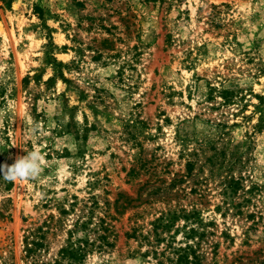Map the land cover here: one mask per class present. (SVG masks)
<instances>
[{
  "label": "rangeland",
  "instance_id": "1",
  "mask_svg": "<svg viewBox=\"0 0 264 264\" xmlns=\"http://www.w3.org/2000/svg\"><path fill=\"white\" fill-rule=\"evenodd\" d=\"M260 114L264 0H0V264H264Z\"/></svg>",
  "mask_w": 264,
  "mask_h": 264
},
{
  "label": "trees",
  "instance_id": "2",
  "mask_svg": "<svg viewBox=\"0 0 264 264\" xmlns=\"http://www.w3.org/2000/svg\"><path fill=\"white\" fill-rule=\"evenodd\" d=\"M54 67L56 68V71L60 78L64 82H67L66 78L62 74V63L56 62V60L53 59ZM64 66V64H63ZM65 67V66H64ZM226 94H228V91H223L221 96L223 99H227ZM256 127L258 129H261L264 127V117L262 114H260L258 118V122L256 124ZM5 182L2 179V176H0V182L6 183L5 184V190H9L11 186V182L8 179H4ZM83 225L80 224V227ZM70 236L74 232V230L68 231ZM32 237L31 234L24 237V258L28 260H24V264H83V261L88 254V252L91 251V249L88 247L89 244L84 240H81V238H78L76 242L69 241L65 246L61 247L58 250L57 257L53 258L51 260H40L39 258V250L41 248L42 241L37 240L36 238H29Z\"/></svg>",
  "mask_w": 264,
  "mask_h": 264
},
{
  "label": "clouds",
  "instance_id": "3",
  "mask_svg": "<svg viewBox=\"0 0 264 264\" xmlns=\"http://www.w3.org/2000/svg\"><path fill=\"white\" fill-rule=\"evenodd\" d=\"M45 163L39 148L17 156L11 164L0 162V175L9 180L29 179L39 176Z\"/></svg>",
  "mask_w": 264,
  "mask_h": 264
}]
</instances>
